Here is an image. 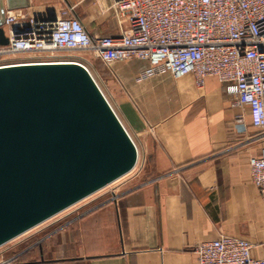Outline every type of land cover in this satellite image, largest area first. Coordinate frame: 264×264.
<instances>
[{
  "label": "crops",
  "instance_id": "1",
  "mask_svg": "<svg viewBox=\"0 0 264 264\" xmlns=\"http://www.w3.org/2000/svg\"><path fill=\"white\" fill-rule=\"evenodd\" d=\"M111 3L29 0L25 11L49 16L72 6L90 35H117L122 24ZM147 67L117 63L119 83L98 75L142 151L141 182L96 196V206L70 212L63 228L32 235L12 249L11 264H197L195 244L219 234L247 239L253 256L264 258V206L248 166L264 139L251 127L244 136L231 130L239 114L249 122L247 109L215 78L202 88L191 74L138 79Z\"/></svg>",
  "mask_w": 264,
  "mask_h": 264
},
{
  "label": "built area",
  "instance_id": "2",
  "mask_svg": "<svg viewBox=\"0 0 264 264\" xmlns=\"http://www.w3.org/2000/svg\"><path fill=\"white\" fill-rule=\"evenodd\" d=\"M109 8L122 24L117 35H90L71 14L72 6L53 13L54 21L25 8L5 10L2 28L7 43L0 44V67L74 62L86 68L102 90L89 59L56 54L81 51L99 60L116 83L115 65L131 59L148 62L138 79L165 72L174 77L191 74L202 88L207 78H215L250 116L248 122L237 115L231 130L244 136L251 127L264 139V0H112ZM248 166L264 206V145L249 158ZM66 209L2 244L0 264L14 262L17 256L9 251L40 232L38 226L51 219L43 228L68 224L72 210L58 217ZM252 247L247 239L219 234L196 243L193 251L197 264H264V258L253 256Z\"/></svg>",
  "mask_w": 264,
  "mask_h": 264
},
{
  "label": "water",
  "instance_id": "3",
  "mask_svg": "<svg viewBox=\"0 0 264 264\" xmlns=\"http://www.w3.org/2000/svg\"><path fill=\"white\" fill-rule=\"evenodd\" d=\"M28 6L0 0V44L7 43L5 10ZM137 160L134 140L81 64L0 67V246L129 173Z\"/></svg>",
  "mask_w": 264,
  "mask_h": 264
},
{
  "label": "rangeland",
  "instance_id": "4",
  "mask_svg": "<svg viewBox=\"0 0 264 264\" xmlns=\"http://www.w3.org/2000/svg\"><path fill=\"white\" fill-rule=\"evenodd\" d=\"M57 55H61L63 57H69L71 56L70 58H79V57H85L87 59L90 60V63L91 65L89 66L90 70L92 71L93 75L95 76L96 74H100L102 76H107L108 75L106 74V70H105V67L101 64V62L97 59H94L92 58L89 54L85 53V52H81V51H62V52H57L56 53ZM96 73V74H95ZM104 77V81H105V78ZM97 79V78H96ZM98 83L100 84V86L102 87V90L104 91L106 97L108 98V101L110 102V104L112 105V107L115 109L114 107V103H113V100L110 96V93L109 91L106 89V87L103 85V83L99 82V80L97 79ZM141 164H142V151L141 149H139V161H138V165H136L134 167V169H132L129 173L123 175L122 177L118 178L117 180L113 181L112 183L104 186L103 188H101L100 190L96 191L95 193L89 195L88 197L82 199L80 202L72 205V207H69L68 209H66L65 211H63L62 213H60L59 216H64V214L66 212H69V211H84V210H90L92 209L94 206H96L97 202L99 201V199L96 198V196H98V198H101L104 197V196H107L109 197L110 195L112 194H120L123 190L127 189L128 187L134 185V184H137V183H140L141 180H142V177H141V174L143 173V170H142V167H141ZM55 218V217H54ZM57 218V217H56ZM61 218V217H60ZM62 219V218H61ZM60 219V220H61ZM53 220V219H51ZM51 220H49L48 222H51ZM59 220V221H60ZM48 222L38 226V228H41V231L40 232H45L47 231L49 228L52 229L53 227L52 226H45L43 228V226L45 224H48ZM49 229V230H50ZM31 237V236H30ZM27 238V240L29 241L31 238ZM26 240V241H27ZM17 240L13 241L12 243H10L12 246L15 244V242H17ZM25 241V242H26ZM24 242V243H25ZM23 244V243H21ZM17 245V244H16ZM13 248V247H12ZM9 251V250H8ZM12 252V249L11 251H9V253ZM8 253V252H7ZM8 253V254H9Z\"/></svg>",
  "mask_w": 264,
  "mask_h": 264
},
{
  "label": "bare ground",
  "instance_id": "5",
  "mask_svg": "<svg viewBox=\"0 0 264 264\" xmlns=\"http://www.w3.org/2000/svg\"><path fill=\"white\" fill-rule=\"evenodd\" d=\"M90 71V70H89ZM93 77V76H92ZM108 99V98H107ZM138 159H139V154H138ZM138 163V162H137Z\"/></svg>",
  "mask_w": 264,
  "mask_h": 264
}]
</instances>
